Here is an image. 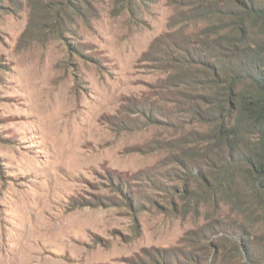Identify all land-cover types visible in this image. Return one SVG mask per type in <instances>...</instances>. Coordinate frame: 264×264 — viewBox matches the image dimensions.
<instances>
[{"label": "rangeland", "instance_id": "1", "mask_svg": "<svg viewBox=\"0 0 264 264\" xmlns=\"http://www.w3.org/2000/svg\"><path fill=\"white\" fill-rule=\"evenodd\" d=\"M93 4L89 19L68 22L56 0H0L3 261L264 264L255 185L237 172L217 207L202 189L201 155L178 161L203 147L175 142L199 127L185 118L183 134L141 113L174 106L152 61L161 47L146 57L172 0L134 1L132 17L117 0ZM211 219L221 223L207 228Z\"/></svg>", "mask_w": 264, "mask_h": 264}, {"label": "trees", "instance_id": "2", "mask_svg": "<svg viewBox=\"0 0 264 264\" xmlns=\"http://www.w3.org/2000/svg\"><path fill=\"white\" fill-rule=\"evenodd\" d=\"M56 1L64 5L68 22L75 16L86 21L95 11V0ZM134 1L144 0H117L131 9V17ZM172 3L168 30L153 41L146 57L150 59L152 49L161 47L159 57L152 61L166 72L159 87L171 93L162 99L174 106L159 109L158 114L142 107L141 113L151 124L178 132H183L185 118L189 119L186 124L199 127L175 142L203 147H189V158L178 161L187 166L198 164L196 155H201L205 167L203 174L199 172L202 189L216 206L231 197L237 172L255 185L264 203V0ZM171 145L165 143V147ZM220 223L211 219L206 227ZM209 245L215 247L206 241L207 256L217 252Z\"/></svg>", "mask_w": 264, "mask_h": 264}, {"label": "bare ground", "instance_id": "3", "mask_svg": "<svg viewBox=\"0 0 264 264\" xmlns=\"http://www.w3.org/2000/svg\"><path fill=\"white\" fill-rule=\"evenodd\" d=\"M11 260L9 258H7L6 261H3V256H0V264H9L11 262Z\"/></svg>", "mask_w": 264, "mask_h": 264}]
</instances>
